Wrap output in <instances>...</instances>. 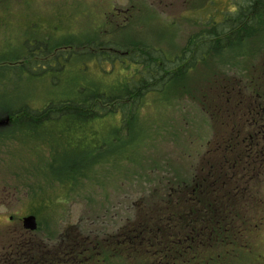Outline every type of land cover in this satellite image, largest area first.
I'll return each instance as SVG.
<instances>
[{
    "label": "trees",
    "instance_id": "trees-1",
    "mask_svg": "<svg viewBox=\"0 0 264 264\" xmlns=\"http://www.w3.org/2000/svg\"><path fill=\"white\" fill-rule=\"evenodd\" d=\"M16 1L0 0V20L7 16V5ZM214 3L209 2L212 9ZM220 11L219 20L211 15L199 22L201 28L186 49L171 59L155 49L134 52L127 44L90 42L102 72L107 63L132 68L117 80L114 90L78 87L74 96L49 101L38 110L23 104L0 113V119L10 120L7 127H0V140L46 142L53 157L65 161V180L73 182L84 174L80 165L105 149L111 130L119 136L128 114H136V119L138 111L146 109L142 102L148 95L159 98L170 91L176 95L199 65L208 69L207 62L219 63L208 79L193 80L178 91L209 114L210 136L191 182L168 186L175 199L169 195L166 202L160 199L155 216L154 211L136 216L111 236L102 231L88 238L76 233L47 249L19 237L15 264H231L239 234L263 227L262 218L251 226L249 222L264 214V0H233ZM48 39H22L17 56L0 52V64L43 59L60 49L85 46ZM57 53L63 60L68 58L62 51ZM226 68L234 75L232 80L225 75ZM57 70L52 65H24L22 71L39 77ZM197 84L203 86L192 89ZM252 183L259 187L254 194L247 192Z\"/></svg>",
    "mask_w": 264,
    "mask_h": 264
},
{
    "label": "rangeland",
    "instance_id": "rangeland-1",
    "mask_svg": "<svg viewBox=\"0 0 264 264\" xmlns=\"http://www.w3.org/2000/svg\"><path fill=\"white\" fill-rule=\"evenodd\" d=\"M211 1H215L216 9L209 5ZM232 2L17 0L14 6L9 3L7 16L0 20V52L17 56L22 39L43 37L50 38L54 44L85 46L60 49L68 57L66 60L57 56L59 51H54L43 59L31 57L0 64V113L8 114L23 104L38 110L49 101L74 96L78 87L86 86L98 92L114 90L117 80L128 75L132 68L123 69L122 63L112 66L107 63L102 66L105 70L102 72L93 57L96 52L89 49L90 42L127 44L134 52L139 48L155 49L171 59L186 49L201 28L199 22L211 15L219 20L220 10ZM69 51L73 53L68 56L65 53ZM216 64L219 63L207 62L208 69L199 65L179 89L187 88L193 80L208 79L219 69ZM24 65L27 68L52 65L58 72L28 76L22 71ZM139 68L144 70L136 67ZM225 75L231 80L234 76L228 69ZM202 86L193 85L192 89ZM179 89L176 95L174 91L159 98L148 95L142 102V105L146 103V109L139 110L136 119V114L134 117L128 114L127 126L120 130L119 136L112 129L105 149L80 165L86 171L82 179L73 182L65 180L68 177L63 175L65 161L54 158L55 153L52 154L46 142L0 140V214L6 212L1 201L3 191L15 189L18 200L13 212L18 216L28 210L36 214L38 226L30 238L47 249L61 238L68 241L76 233L88 238L102 231L111 236L136 216H148L149 211L161 204L160 199L166 202L168 195L175 199L168 186L191 182L198 170V156L203 155L210 136L206 125L209 114H203L188 96H179ZM256 185L252 183L247 192L254 194L259 188ZM2 218L0 247L11 242V237L1 231L5 226ZM259 218L263 227L258 232L242 229L244 233L237 237L231 264H264V214L250 220L249 225Z\"/></svg>",
    "mask_w": 264,
    "mask_h": 264
},
{
    "label": "flooded vegetation",
    "instance_id": "flooded-vegetation-1",
    "mask_svg": "<svg viewBox=\"0 0 264 264\" xmlns=\"http://www.w3.org/2000/svg\"><path fill=\"white\" fill-rule=\"evenodd\" d=\"M5 118H1L0 120H4ZM8 124L6 126H3V128L7 127ZM16 194L17 192L15 191V189L12 188L5 189V191H3L1 198L2 203L5 205V211H6L0 214V216H3L2 220L3 223L5 224V226L2 225L3 229L1 231L7 233V235L11 237V242L8 244V246L0 247V264H15L16 261L15 257L18 256V247H19L18 238L20 236H26L27 241H30L31 244H33V239L30 237L33 236V233L35 231H29L24 229L22 219L26 216L32 215L35 217L38 226L37 217L34 212L28 210L22 216H18L16 213L13 212L15 206L17 205V200H18L16 199Z\"/></svg>",
    "mask_w": 264,
    "mask_h": 264
},
{
    "label": "water",
    "instance_id": "water-1",
    "mask_svg": "<svg viewBox=\"0 0 264 264\" xmlns=\"http://www.w3.org/2000/svg\"><path fill=\"white\" fill-rule=\"evenodd\" d=\"M9 123V118H5L4 120H0V127L6 126ZM23 227L26 230L34 231L37 228V223L35 217L30 215L26 216L22 219Z\"/></svg>",
    "mask_w": 264,
    "mask_h": 264
}]
</instances>
